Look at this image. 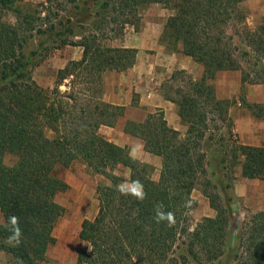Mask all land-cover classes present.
Returning <instances> with one entry per match:
<instances>
[{
    "label": "trees",
    "instance_id": "obj_1",
    "mask_svg": "<svg viewBox=\"0 0 264 264\" xmlns=\"http://www.w3.org/2000/svg\"><path fill=\"white\" fill-rule=\"evenodd\" d=\"M23 1L0 0V251L13 264L46 260L55 242L54 226L63 213L56 196L68 189L59 172L80 160L109 183L97 187L95 218L82 222L79 237L89 249L78 255L76 264H264V211L245 218L234 233L236 198L231 181L214 179L216 169L211 168L213 161H219L226 169L225 158L209 156L222 147L210 132V122L221 121L228 132L233 126L228 114L231 102L217 98L211 83L215 74L239 70L242 84L264 82V26L254 30L245 26L247 0H94L98 8L85 19L89 34L74 43L82 47L81 57L60 68L53 86L46 88L32 79L35 54H27L26 45L47 31L59 36L73 33V16L46 30ZM152 3L173 11L163 26L161 43L171 51L181 44L180 52L204 68L201 79L188 76L185 88L170 86L164 94L187 126L184 136L168 126L161 110L143 122L128 120L124 125L125 133L143 140L144 149L161 158L158 180L152 179L149 164L134 162L128 147L99 132L102 126L113 127L124 114V107L103 100V74L131 68L137 50L103 44L97 29L120 21L122 30L127 25L137 30L139 8ZM7 13L15 16V23L5 19ZM253 59L255 78L250 79L242 61ZM185 74L177 70L171 79ZM248 107L255 117L264 118V105ZM229 151L232 165L240 167L243 177L264 180V143H235ZM6 155L15 158L11 165L4 162ZM120 166L129 169V181L144 185L145 200L116 190L124 181L115 173ZM198 186L215 216L204 217L193 227L190 213L196 201L191 191ZM160 204L163 211L174 213L173 227L154 220ZM13 216L22 230L17 246L8 243Z\"/></svg>",
    "mask_w": 264,
    "mask_h": 264
},
{
    "label": "rangeland",
    "instance_id": "obj_2",
    "mask_svg": "<svg viewBox=\"0 0 264 264\" xmlns=\"http://www.w3.org/2000/svg\"><path fill=\"white\" fill-rule=\"evenodd\" d=\"M23 3L29 5V8L35 13L36 17L39 16L40 19H38L37 24L43 23V29L46 30H48L51 24H58L59 20L62 19L63 21H66L69 17L73 16L71 20L72 24L70 25L73 27V33L65 32L63 35L59 36L47 31L46 33L32 37L25 48L27 54H35L36 61L31 68L32 79L36 84L43 88L52 87L57 71L60 68H63L68 61L77 60L81 57L82 47L74 45V43L78 42V40L81 39V36H88L90 23L86 22L85 19L89 12H94L98 7L94 4V0H24ZM76 6H80L82 10H80V7L76 8ZM147 8L148 7L139 8L138 18H140V24L141 20L146 15L149 16L147 14ZM244 8L248 13L245 22L247 28L254 30L260 25L264 26V16L261 12L262 8H264V0H247L244 3ZM110 15L117 16L114 12H110ZM5 19L10 23L16 22V18L12 13H7ZM81 21L83 23H79ZM108 22L109 20H107V23ZM58 28L61 27L59 26ZM124 29L122 30L120 21L111 22L105 24L101 29H97V34L103 44L115 47V39L120 38L121 35H123ZM239 40V37L235 36V42L238 43ZM254 63L255 59L242 61L246 72L251 76L250 79L255 78L253 72V69L255 68L253 65ZM188 76L190 75L186 73L184 76L178 77V79L174 80H172L171 77L165 78L164 83L166 87L164 86L163 91H167L170 86H173L174 88H185ZM260 83L263 84L264 82L255 81L254 83L244 84ZM244 84L241 86L237 97L235 95L232 98H228L231 102L228 108V114L232 120L233 114H231V111L233 113V108L244 109L245 111L249 110L251 112V108L248 107L249 103L241 100V97L245 100L246 88L244 87ZM61 88L62 90L65 89L64 86H61ZM170 94L174 95L172 92H170ZM237 99L242 102V105H236ZM133 101H135V97H133ZM210 116L211 118H216V115L214 114H210ZM262 119L264 120V118ZM210 127V132L214 135L215 141L222 144V147H220V151L211 153L209 156L212 160L215 158H225L224 166L226 167V169L222 170L223 164L218 165L219 161L216 163L213 161L211 168L216 169V174L213 178L216 180L224 179L226 182L230 180L233 194L235 196L234 186L243 176L241 175L240 167L238 165H232L231 153L226 152L229 151V148L233 144L240 143L239 138L234 131V126H232L231 131L228 132L229 128L226 124L219 120H216V122L211 121ZM103 130H106V128L102 127V130L100 128L99 132L101 135L105 136ZM261 141L264 143V132H262ZM14 160L15 158L11 155H6L4 158V162L7 165H11ZM147 164L151 166L152 179L158 180L161 168L157 171L153 164ZM115 173L123 177V182L129 181L130 171L128 168L120 166ZM59 175L68 184V189L56 196V202L63 208V213L53 229L55 242L49 246L46 260L41 264H76L78 255L89 249L88 243L79 237L81 225L85 219L92 220L95 218L98 213L97 187L109 183L104 176L93 172L80 160L74 161L66 168H61ZM202 189V186H198L191 191V196L196 201V206L190 213L191 225L193 227L202 218L215 216V211L210 207L209 200L203 194ZM235 198V214L232 226V228L235 229L234 233L237 232L245 218L259 212L249 210L242 202L239 203L236 196ZM211 214L213 215L211 216ZM2 221L3 218L0 213V223H2ZM0 264H13L3 251H0ZM187 264L193 263L190 262ZM225 264H229L228 261H226Z\"/></svg>",
    "mask_w": 264,
    "mask_h": 264
},
{
    "label": "crops",
    "instance_id": "obj_3",
    "mask_svg": "<svg viewBox=\"0 0 264 264\" xmlns=\"http://www.w3.org/2000/svg\"><path fill=\"white\" fill-rule=\"evenodd\" d=\"M147 14L141 20L139 28L127 25L123 35L115 39V47L137 50L134 65L126 71H107L103 74V100L124 107V114L113 127H105V138L121 147H128L129 152L143 140L124 132L126 121L143 122L150 113L161 110L168 126L185 135L187 126L181 122L177 106L166 99L163 91L165 78H170L177 70H183L193 80L201 79L204 68L191 57L177 51H171L161 43L160 37L167 18L173 11L165 6L152 3L147 6ZM264 16V8H262ZM219 99H228L239 93L241 71H219L211 81ZM246 85V86H245ZM245 101L249 104L264 105V83L244 84ZM135 97V101H133ZM236 105H242L236 100ZM233 128L239 142L243 145L260 146L263 141L264 120L255 117L249 110L233 108ZM101 127V130H102ZM140 161L153 164L160 170L162 160L159 156L148 153L145 149L139 153ZM235 196L251 211H264V180L241 177L234 186ZM213 214H211L212 216ZM210 216V215H209Z\"/></svg>",
    "mask_w": 264,
    "mask_h": 264
},
{
    "label": "clouds",
    "instance_id": "obj_4",
    "mask_svg": "<svg viewBox=\"0 0 264 264\" xmlns=\"http://www.w3.org/2000/svg\"><path fill=\"white\" fill-rule=\"evenodd\" d=\"M137 149H139V153H142L144 150V145L142 143L138 144L136 147L130 150L129 158L134 162L140 159ZM116 190L120 192L121 195L134 197L141 202L147 197V193L144 190V185L139 180L122 182L116 186ZM162 209V204L156 206L154 220L157 223H165L167 227H173L176 223L174 213L171 211H163ZM9 219L13 225V229L12 234L8 238V243L12 246H17L21 242L22 230L19 227V221L17 217L13 216Z\"/></svg>",
    "mask_w": 264,
    "mask_h": 264
}]
</instances>
